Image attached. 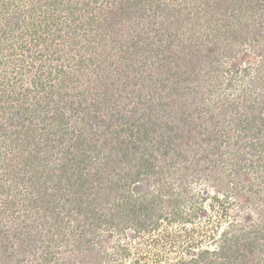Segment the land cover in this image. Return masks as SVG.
<instances>
[{
    "label": "rangeland",
    "instance_id": "374dc122",
    "mask_svg": "<svg viewBox=\"0 0 264 264\" xmlns=\"http://www.w3.org/2000/svg\"><path fill=\"white\" fill-rule=\"evenodd\" d=\"M5 1L0 166L16 155L10 164L19 175L24 163L58 167L68 151L70 158L93 150L96 142L69 150L79 135L91 142L116 132L115 147L101 148L97 167L108 161L103 154H112L107 170L120 187L109 193L107 176L100 193L91 190L88 206L97 215L86 213V206L80 210L78 194L62 200V222L57 212L36 208L33 197L9 206L0 212V264H163V256L172 264H191L198 246L183 240L180 249L166 248L162 239V216L172 214L169 200L177 197L184 217L190 216L181 227L196 229V239L208 228L201 249L218 251L235 238L238 258L212 256L211 262L264 264V146L257 138L264 110H232L243 98L264 102V59L253 49L264 26L249 18L252 0H58L55 6L53 0H7L10 13ZM69 3L76 11L72 25L86 24L76 29L75 43L49 39L35 46L22 35L29 30L24 24L16 28L32 10L35 26L44 28L41 20L50 14L61 25ZM39 51L44 59L36 61ZM42 73L47 85L54 84L51 92L37 89ZM55 114L65 121L54 120ZM133 120L131 133L127 125ZM124 148L128 158L121 163ZM160 219L165 222L155 229Z\"/></svg>",
    "mask_w": 264,
    "mask_h": 264
},
{
    "label": "trees",
    "instance_id": "16d2710c",
    "mask_svg": "<svg viewBox=\"0 0 264 264\" xmlns=\"http://www.w3.org/2000/svg\"><path fill=\"white\" fill-rule=\"evenodd\" d=\"M154 1L156 2L157 0H154ZM57 2L58 0H53L52 2H50V5L55 6ZM251 4L252 5L250 9L251 10L254 9V12L257 11L256 12L257 15H255L253 12L251 13V15H249V18L255 22L258 21L259 27L261 25L264 26V22H263L264 20V0H252ZM11 6H12V2L6 0L3 6L4 12L10 13ZM72 8L73 7L71 3L67 4L66 10H64L66 13L65 21L61 25H58V23L56 24L57 18H55L54 15L50 14V15H45L41 20V23L45 24L44 28L40 26H35L36 25L35 19L37 17L36 15L37 11L32 10L29 12V15L26 16L27 20L17 22L19 24H17L16 28H20L21 24H24L25 28H28L29 30H25V33H23L22 35L25 34L26 36H29L31 40H33L32 43L35 46L41 47L49 39L51 40V42H55L56 40L62 39L64 42H67L69 40V41H72V43H75L72 39H76L77 37L76 33L78 30L76 29L83 28L84 26H86V24L78 25V26L72 25V21L75 19V12H76V11L74 12ZM156 9H158V11H161L162 6H158V8ZM22 15L23 14H21V16ZM91 21L92 23L90 24L95 25V19L92 18ZM39 29H41V31L44 33L40 34L38 32ZM259 29L261 30L260 35L262 38L261 40H259L258 45L255 46V48L253 47V49H255V52L259 54L258 57H260L261 59H264V28L260 27ZM32 35H37V37L32 38ZM46 50H47V46L45 47V51ZM57 51L58 49L54 50V53L52 52V54L53 55L56 54ZM43 56H44L43 52L39 51V53H37L35 56L36 61L43 60L44 59ZM79 61L81 62V64H83L84 59L81 57ZM24 66H25L24 62L22 61L21 67L23 68ZM41 68L43 69V65H39V69ZM248 71L249 70H246L245 72H248ZM246 74H249V73H246ZM41 75L42 76H40V78L37 81H35V83L37 84V89L39 91L48 90L51 92V90L54 88V84L50 82V84L47 85L43 78L44 74L42 73ZM49 79H50V76L48 77V80ZM259 81L257 83L258 85H260ZM237 96L242 97V92L239 91ZM243 99L244 100H242L239 105L232 106L233 111H239L242 109L248 110V108H252V109L258 108L261 111V113L263 112L264 102H261L258 98L247 97L246 99L245 98ZM53 119L54 120L62 119V121H65V119L63 117L61 118L59 114H55L53 116ZM243 123L244 121L239 122V124H243ZM136 125L137 124L133 120L131 123H129V125H127V126H131V129L127 128V130L132 133L133 132L132 127ZM109 126H111V124H109ZM263 130H264V126H262V128L260 129L259 131L260 134L262 133ZM106 134H108L107 131L103 133L102 135H97L96 141L93 140L91 142H88L89 140H87L86 137H84L83 135L81 136L79 135L78 137H76L74 144H72L69 147V150L72 148L78 149L79 147H81V145H89L90 143L89 146L91 145L93 146V143L96 142V145L94 146L93 150L99 149V151L94 152L93 150H90V151L88 150L85 152L84 151L81 152V150H79L77 153L73 154L70 158L68 155L72 152L68 151L66 153L67 155L66 162L59 165L58 167L56 165H52L48 163L45 164L43 167L40 161L39 163H36L34 165H26V163H24V170H23L24 175H19L20 171L19 170L16 171L17 166L11 165L12 163L10 164L13 157L15 156L18 158V156L7 155L5 159L6 162H2L3 164H1L0 166V212L1 213L5 212L9 206H14L15 203L19 200L27 201L29 198L33 197L32 203L33 205H36V208H40L41 211H45V212L48 211L50 213H55V215L57 212V216H56L57 221L62 222L64 218H63V213L61 212L62 210L61 201L65 200V203H67L68 199L71 200L70 197L74 198L75 195L78 194L80 195V199H82V201H80V207H79L81 211L84 210L85 209L84 207L86 206L87 207L86 213L91 212V214H95V215L99 214L98 210H95V211L93 209L90 210L88 206V200H91L93 202V199H92L93 192L91 190L93 191L95 190L97 193H100V190H101L100 185L104 184V179L107 176H110L111 178V170L109 171L107 170V168H109L110 164H112V154H108V153L103 154L104 158H102V161L103 159H107L108 161H106V164H104L103 169L97 167V164L99 162V157H100V154L98 153L101 152V148H106L107 146L111 148L115 147L114 136L116 132H114L113 134L110 133L112 134V136H105ZM260 134L257 136V138L260 139L261 141L260 144L264 146V140H262L264 136H260ZM29 144L30 142L27 140L26 145L28 146ZM133 145L135 146V144ZM125 149L126 148L120 150L121 154L118 155V160H120L121 163L125 162L128 158V155ZM48 151H50V148H46V152ZM22 155L23 154H21L20 156ZM24 160L26 159L24 158ZM145 168H146V163H143L140 169H143L145 171ZM142 173L143 172H140L139 170L137 172V175L140 176ZM52 181H55V185H52L51 187L50 185ZM116 187L118 188L120 187V185L113 182V179L111 178V181L109 182V185H107L106 190L107 191L109 190V193H111V191L113 190L117 191ZM66 191H68L69 194H71V196L69 194H66ZM73 193L75 194L72 196ZM128 193L130 196H133L130 194V191ZM101 196L105 197L104 194H101ZM176 199L172 198V200H169L170 208L172 212V214L169 215L170 218L169 216L164 215L162 217L163 219H166V222L162 219H160V221L158 220V221L153 222L155 223V229H159L163 221L165 222L166 230L164 232V236L162 239H165L163 242L167 243L165 244L166 248L170 245V247H173V249H175V245H177V248L179 247L180 249L181 241L183 240L186 242L190 241L191 243H193V247L198 246L200 250H198L195 253V257L194 259L191 260V264H218L219 261L217 262L216 260H221L222 258L224 259L227 258L229 260L232 258H235V259L238 258L237 256L238 251H233L235 248V246L233 245L235 238H232V240H226V242H223V247L218 251H212L211 249H208V248L201 249L200 245H202L203 242L208 239V236H207L209 232L208 228H203L199 231L198 236H200L201 238L198 239V236H197V239H198L197 240L195 238V235L197 233L196 229L189 231L186 228V226L184 228L181 227L182 225H186V223L184 222L185 220L182 221V219H186L187 217H184V211H182V207H180L181 202L180 203L178 202L179 200L178 197ZM137 203H138L137 200H135V207L137 206ZM182 203H183V200H182ZM146 205L143 208L148 212L146 213V215L149 217L148 219H150L152 215L151 213H149V208ZM198 210L199 209L196 208L191 213L192 215L191 217L194 218ZM105 213L106 212H102L101 214L104 215ZM188 217L190 218V216ZM0 221L2 220L0 219ZM136 232H140V231L136 229ZM154 241H157V240H154ZM212 256L216 257V260L213 262H211ZM161 259H159V261L160 260L164 261L163 264H172L171 261H169L170 259H168V257L163 256ZM135 264H141V259H138L135 262ZM174 264H188V263L186 261H182V262L180 261Z\"/></svg>",
    "mask_w": 264,
    "mask_h": 264
}]
</instances>
